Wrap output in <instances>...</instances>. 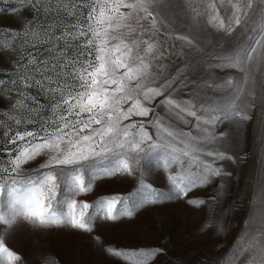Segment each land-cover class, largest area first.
Listing matches in <instances>:
<instances>
[{
  "label": "snow or ice",
  "instance_id": "snow-or-ice-1",
  "mask_svg": "<svg viewBox=\"0 0 264 264\" xmlns=\"http://www.w3.org/2000/svg\"><path fill=\"white\" fill-rule=\"evenodd\" d=\"M24 2L51 22L37 27L29 21L22 29L0 31L6 41L3 47L15 50L10 41L21 37L31 48L47 45L53 55L40 61L29 52L26 63L14 62L23 72L17 71L11 83L15 85L18 78L24 90L16 89L17 103L5 113L20 127L14 132L11 125L4 129L7 138L0 144V153L7 152L0 155L4 232L19 221L35 227L70 225L90 232L98 219L132 217L146 204L179 198L214 177L230 175L214 166L217 160L233 159L223 148L228 131L215 129L225 121L242 127L253 119L251 110L264 100V95H257V73L264 76V0H188L185 11L194 31L206 23L231 35L238 28H249L260 13L261 27L249 30L251 42H241L216 58L221 61L217 67L236 69L241 77L204 81L200 87L216 93L207 101L200 99L199 90L186 99L172 95L180 69L175 77L158 83L168 54L161 33L174 35L165 29L171 0ZM175 38L186 41L182 49L195 51V36ZM69 49L74 50L69 53ZM31 88L45 95L48 105H39L26 91ZM158 97H162L158 104L175 122L155 112L151 105ZM28 99L33 103L26 104ZM150 114L147 125L132 119ZM189 117L195 118L194 127L199 130L195 135L178 126L191 124ZM174 166L177 171L173 173L169 170ZM153 167L168 173L175 197L145 182ZM24 172L31 174L22 176ZM126 176L138 180L134 192L100 196L91 202L78 199L93 192L99 181ZM188 203L199 206L203 201ZM245 224L227 264H235V258L245 253L250 254L247 264H264V221L254 232L249 221ZM161 251L108 249L110 255L130 264H149ZM20 259L0 234V264H16Z\"/></svg>",
  "mask_w": 264,
  "mask_h": 264
},
{
  "label": "rangeland",
  "instance_id": "rangeland-1",
  "mask_svg": "<svg viewBox=\"0 0 264 264\" xmlns=\"http://www.w3.org/2000/svg\"><path fill=\"white\" fill-rule=\"evenodd\" d=\"M187 3L188 0H171L167 10L165 29L174 35L170 38L161 33V39L166 41L164 49L168 54L162 61L166 68L158 83L169 76L175 77L176 70L180 69L181 75L172 86V95L186 99L199 90L200 99L207 101L216 93L201 88L204 81H222L228 76L235 79L241 77V73L236 69L217 67L221 61L216 58L241 42H251L249 30L261 27L260 13L253 17L249 28H238L231 35L217 31L206 23L194 31L185 11ZM39 7L40 5H37V8ZM29 21L39 27L41 24L50 23L51 18L46 17L42 11L37 13L24 0H0V31L22 29ZM7 35L10 37L11 33ZM180 35H187L190 39L192 36L196 37L198 43L194 42L195 51L186 46L182 49L186 41L175 38ZM5 42V39L0 37V81H3L0 83V89L3 90L0 91V121H3L0 126V144L7 138L4 129L11 125L14 132L20 127L5 115L17 103L19 97L16 89L24 90L18 78L15 85L11 83V80L16 78L17 71L23 72V69H16L14 62L26 63L29 52L40 61L53 55L46 50L47 45L31 48L24 45V39L21 37L10 41L15 45V50H5ZM73 50L68 51L71 53ZM261 71L264 72V67ZM262 82L264 76L258 72V96L264 95V92L260 91L264 87ZM26 91L36 98L39 105H48L47 97L37 88ZM160 99L162 97L153 101L151 106L161 117L175 122V118L169 116L166 108L158 104ZM25 103L32 104L33 101L28 99ZM251 115L253 119L242 127H237L233 121H225L215 129L217 132L228 131L227 143L223 148L233 159L217 160L214 166L230 175L214 177L211 183L193 188L187 195L146 204L132 217H120L117 220L98 219L93 222L90 232L72 228L70 225L35 227L24 221L17 222L4 232L5 226L0 225V234L4 236L6 245L21 257L16 264H130L127 260L110 255L109 248L132 251L161 249L149 264H227L235 242L246 227L245 222L249 221L250 229L254 232L261 226V221H264V100L257 103V107L251 110ZM132 119L147 125L152 119V114L148 117L134 116ZM188 119L192 121L191 124L178 123V126L194 135L197 134L199 130L194 127L195 118ZM28 127L33 128L35 125ZM147 131L153 134L155 130L147 127ZM6 147L11 149L14 146ZM0 155H7V152ZM169 171L174 173L177 168L174 166ZM30 174L24 172L21 175ZM145 182L175 197L168 173L163 169L153 167L146 175ZM137 186L136 177L126 176L115 181L103 180L97 183L93 192L78 199L91 202L105 195L123 196L134 192ZM193 199L203 203L199 206L188 203ZM119 207L120 205H117V208ZM248 258L249 253L239 255L235 258V264H247Z\"/></svg>",
  "mask_w": 264,
  "mask_h": 264
}]
</instances>
